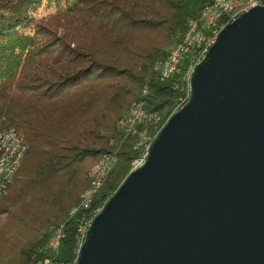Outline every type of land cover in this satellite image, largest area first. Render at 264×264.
<instances>
[{"label":"trees","instance_id":"trees-1","mask_svg":"<svg viewBox=\"0 0 264 264\" xmlns=\"http://www.w3.org/2000/svg\"><path fill=\"white\" fill-rule=\"evenodd\" d=\"M209 1L0 0V131L14 128L25 147L0 196V264H37L60 224L52 260L75 262L79 227L145 152L137 136L121 133L120 120L142 102L160 117L147 126L153 138L186 102L194 51L168 79L157 67ZM105 153L117 162L79 206L88 169Z\"/></svg>","mask_w":264,"mask_h":264},{"label":"water","instance_id":"water-1","mask_svg":"<svg viewBox=\"0 0 264 264\" xmlns=\"http://www.w3.org/2000/svg\"><path fill=\"white\" fill-rule=\"evenodd\" d=\"M73 264H264V5L219 31Z\"/></svg>","mask_w":264,"mask_h":264},{"label":"bare ground","instance_id":"bare-ground-1","mask_svg":"<svg viewBox=\"0 0 264 264\" xmlns=\"http://www.w3.org/2000/svg\"><path fill=\"white\" fill-rule=\"evenodd\" d=\"M258 5H264V1L259 0H210L202 9L200 17L197 20H190L188 24V29L181 38L180 41L176 42L166 54V57L158 64L157 74L160 80H165L170 78L178 69V64L187 52L193 50L194 54L191 56L188 68L185 74L184 86H189V79L191 73L196 66L198 61L205 56L209 47L214 43L219 31L229 22L235 20L239 15L246 12L249 7H254ZM175 68V69H169ZM153 113L152 116L140 115L137 116V124L128 135H135L138 138V147L144 148L145 152L139 158L136 159L134 167L138 166L144 159L146 149L149 146L151 138L146 137L147 126L150 123L157 124L159 118L156 113L148 112L144 109L142 102H134L123 119L120 120L119 130L124 131L129 121H131L132 116L135 112ZM144 130V131H143ZM127 136V135H126ZM7 143L6 146L2 145ZM140 147V148H141ZM25 147L23 145L21 136L14 128H10L0 132V162L5 159L13 158L9 164V173L4 179L0 189V196L5 190L6 186L10 183L11 178L17 168L19 167L21 160L24 155ZM117 162V157L115 154L105 153L90 167L87 177L88 184L81 194L79 201V206H87L93 199L94 195L101 188L104 183L105 178L108 173L112 170ZM133 167V168H134ZM76 210L73 207L69 214L74 213ZM90 220L84 225L79 227L78 245L84 239L85 231L89 225ZM63 235V226L60 224L57 226L51 236L49 237L44 250L47 253L42 260L37 264H59L57 261L52 260V255L57 252L61 239H58L53 247V253H51L50 245L53 243L55 238L61 237Z\"/></svg>","mask_w":264,"mask_h":264},{"label":"built area","instance_id":"built-area-1","mask_svg":"<svg viewBox=\"0 0 264 264\" xmlns=\"http://www.w3.org/2000/svg\"><path fill=\"white\" fill-rule=\"evenodd\" d=\"M259 1H264V0H259ZM255 6V5H254ZM252 8V7H249L248 10ZM200 61L197 62V64L199 63ZM169 69H175V68H169ZM186 87V90H187V93L189 92V86H185ZM140 115H149V116H152L153 113H145L143 110H142V107H141V112H135L132 116V119L131 121H129V124L127 126V128L122 131V134L124 136L128 135L131 130L133 129V127L136 126L137 124V116H140ZM7 143L3 144L2 145V148L3 146H6ZM110 156H111V153H110ZM144 157V156H143ZM14 158V157H13ZM13 158H10V159H5L3 162H0V189H1V186H2V183H4V179L6 178L7 174L9 173V164L10 162L13 160ZM64 235H62L61 237H57L55 238V240L53 241V243H51L50 245V248H47V249H50L51 253H53V247H54V244L55 242L58 240V239H62ZM58 263V261H57Z\"/></svg>","mask_w":264,"mask_h":264},{"label":"rangeland","instance_id":"rangeland-1","mask_svg":"<svg viewBox=\"0 0 264 264\" xmlns=\"http://www.w3.org/2000/svg\"><path fill=\"white\" fill-rule=\"evenodd\" d=\"M68 2H71L72 0H67ZM175 43H173V44H170V45H168L167 46V50H169L170 49V47H172L173 45H174ZM131 108V107H130ZM130 108H129V110H130ZM129 110H128V112H129ZM128 114V113H127ZM126 114V115H127ZM158 116V115H157ZM126 117V116H125ZM158 118H159V120H160V117L158 116ZM119 124H120V122H119ZM10 129V128H9ZM120 129V128H119ZM7 130V129H6ZM4 131V130H3ZM144 131V130H143ZM1 132V131H0ZM146 137H149V138H151L150 136H149V134H148V132H146ZM152 139V138H151ZM134 165H135V161L131 164V166H130V170L131 169H133V167H134ZM92 166V165H91ZM90 166V167H91ZM90 167H89V169H90ZM89 169H88V171H89ZM88 173V172H87ZM87 179H88V177H87ZM87 184H88V182H87ZM103 185V184H102ZM87 186V185H86ZM86 186H85V188H86ZM84 188V189H85ZM84 189L82 190V192L84 191ZM82 192L80 193V196H79V199L81 198V194H82Z\"/></svg>","mask_w":264,"mask_h":264}]
</instances>
